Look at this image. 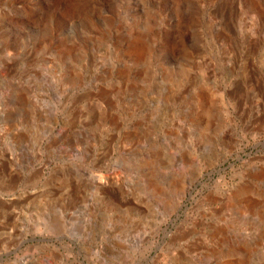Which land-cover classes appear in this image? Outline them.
<instances>
[{
  "label": "rangeland",
  "instance_id": "rangeland-1",
  "mask_svg": "<svg viewBox=\"0 0 264 264\" xmlns=\"http://www.w3.org/2000/svg\"><path fill=\"white\" fill-rule=\"evenodd\" d=\"M0 264H264V0H0Z\"/></svg>",
  "mask_w": 264,
  "mask_h": 264
}]
</instances>
